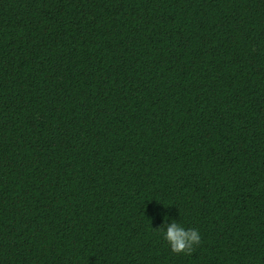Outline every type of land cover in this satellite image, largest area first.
<instances>
[{
  "label": "trees",
  "instance_id": "trees-1",
  "mask_svg": "<svg viewBox=\"0 0 264 264\" xmlns=\"http://www.w3.org/2000/svg\"><path fill=\"white\" fill-rule=\"evenodd\" d=\"M0 264H264V0H0Z\"/></svg>",
  "mask_w": 264,
  "mask_h": 264
},
{
  "label": "clouds",
  "instance_id": "clouds-1",
  "mask_svg": "<svg viewBox=\"0 0 264 264\" xmlns=\"http://www.w3.org/2000/svg\"><path fill=\"white\" fill-rule=\"evenodd\" d=\"M167 213L163 214L164 224L160 227L163 239L168 242L170 249L176 254L190 255L195 247L201 243V234L197 229L185 228L176 219H171Z\"/></svg>",
  "mask_w": 264,
  "mask_h": 264
}]
</instances>
